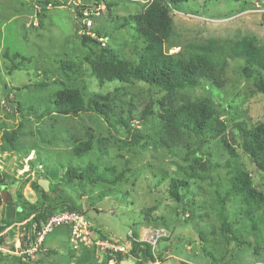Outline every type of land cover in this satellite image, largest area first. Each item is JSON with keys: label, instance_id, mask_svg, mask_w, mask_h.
Segmentation results:
<instances>
[{"label": "rangeland", "instance_id": "rangeland-1", "mask_svg": "<svg viewBox=\"0 0 264 264\" xmlns=\"http://www.w3.org/2000/svg\"><path fill=\"white\" fill-rule=\"evenodd\" d=\"M38 1H48L47 8L43 11L38 8ZM149 1L0 0V173L16 178L19 184L13 193L19 191L31 204L39 199L31 184L40 176L53 173L55 179L45 180L48 191L58 183L65 189L61 196L81 215L84 213L92 226L90 238L94 242L107 241L98 239L95 229L107 232L116 244L126 237L139 242L142 232L150 230L160 234L152 245L157 258L153 264H230L226 258L222 259L229 246L215 200V192L223 197L229 190L225 180L229 157L221 144L207 138L202 151L210 150L214 159L205 163L218 167L208 177L199 170L201 178L189 181L191 193L192 188L199 187L197 195L190 193L176 204L167 194L168 185L171 179L186 180L182 168L189 166L190 159L183 152L170 154L152 143L158 139L155 133L160 123L158 104L165 94L140 82L100 85L92 75L89 62L101 48L135 59L134 50L142 48L135 31L133 27L119 29L118 24L121 18L140 13ZM171 15L174 35L165 45L169 54L188 43H203L209 38L237 41L252 37L259 46H264L261 0L189 1L176 6ZM83 37L95 39L101 46ZM13 54L20 57L13 59ZM64 63L73 68L62 67ZM14 65L18 69H12ZM243 67L242 61H229L221 89L200 81L183 93L189 98L207 97L212 102L218 118L227 127L226 140L235 148L251 187L264 195V172L242 152L241 140L234 131L239 122L248 127L264 124V96L253 88L256 76L244 78ZM258 76L264 80V72ZM63 87L81 90L86 101L93 95L106 96L104 105L111 111L109 122L91 111L76 117L51 113L52 96ZM16 103L20 104L19 112ZM148 105L153 116L142 121V112ZM30 107L34 110L31 116ZM44 110L50 113L45 116ZM119 118L126 122L130 137L136 132L141 137L140 145H147L130 152L126 130L115 123ZM2 129L18 131L13 149H7L2 141ZM75 142L90 146L82 158L72 155ZM88 164L96 167V173L114 168L116 174H123V180L107 186L91 183L86 177L82 181L64 178L68 168L82 171ZM103 175L112 178L110 173ZM11 195L6 189L1 191L2 201L11 200ZM228 199V224L238 240H256L264 248V221L259 213H253L250 219L237 210V197ZM196 205L202 209L192 215L190 208ZM16 242L14 250L0 249V264H107L105 246L79 244L72 249L69 234L63 228L49 233L42 254L30 260L19 255ZM202 246L213 254L214 262L202 255ZM232 257L231 264H264V251L255 254L247 246Z\"/></svg>", "mask_w": 264, "mask_h": 264}, {"label": "trees", "instance_id": "trees-1", "mask_svg": "<svg viewBox=\"0 0 264 264\" xmlns=\"http://www.w3.org/2000/svg\"><path fill=\"white\" fill-rule=\"evenodd\" d=\"M189 1L208 2L211 0H151L144 4L140 13L121 18L118 28L123 30L126 27H133L136 38L142 47L140 51L134 50L135 59L129 60L115 54L111 49L101 48L97 57L90 61L89 65L92 75L100 85L105 82H117L125 85L131 82H140L165 94L158 104L160 123L155 131L158 139L157 141L153 140L152 143L170 154L183 152L190 159L189 166L182 168L186 180L171 179L168 185L167 194L176 204H180L191 193L192 185L189 184V181L201 178L199 170H203L202 172L208 177V174L218 167L217 164L206 165L205 162L211 163L214 155L210 150L202 151L204 145L210 140L221 144L222 150L229 157L226 162L225 177L229 190L223 197L215 192V200L217 215L222 221L224 236L229 246V250L225 252L222 259L226 258L231 264L234 253L244 246L252 248L255 254L264 251V248L258 245L256 240L252 242L238 240L228 224L226 202L229 200L228 198L237 197L239 213H244L250 219H252L253 213H259L261 220L264 221V195L251 187L249 175L243 170L235 148L226 140L227 127L218 118L212 102L207 97L189 98L183 92L194 88L200 81H204L216 89H221L224 85V74L228 62L239 60L244 63V67L241 69L244 78L252 79L256 76L252 82L253 88L264 96V80L258 76L259 72H264V46H259L252 37H243L237 41L209 38L203 43H188L178 52L169 54L165 45L174 35L171 12L179 4ZM231 1L239 3L245 0ZM261 2L264 5V0ZM48 3V1H38L37 6L43 11L47 8ZM53 5L57 4L53 2ZM77 14L81 16L80 13L77 12ZM95 34L97 38H100L99 32L95 31ZM83 40L101 46L95 39L83 37ZM19 57L18 54L12 55L13 59ZM21 60L24 61V58ZM62 67L73 68L72 65L65 63ZM12 69L16 70L18 67L14 65ZM106 101V96L99 95H93L86 101L81 90L63 87L52 96L51 113L76 117L82 112L91 111L109 122L111 111L108 106L104 105ZM16 111H20L19 103H16ZM33 112V108L30 107L28 115H33ZM49 113L48 110L43 111L45 116ZM142 113L144 115L142 121L146 117L153 116L150 105L146 106ZM115 123L123 127L129 136L130 131L122 118H119ZM2 130V141L7 149H13L18 131ZM234 131L241 140L239 146L242 152L248 156L259 171L264 172V124L248 127L239 122L235 124ZM129 138L126 145L130 152H134L133 150L137 147L143 148L147 145H140L141 137L136 132L131 133ZM207 138L210 139L207 141ZM89 147L87 144L75 142L72 147V155L77 159L82 158L90 150ZM202 158L204 162H202ZM104 173H110L112 178L105 177ZM85 177L91 183H104L107 186L117 185L123 180V174H116L114 168H105L102 172L96 173V167L91 164H88L82 171L68 168L64 174V178L67 180L82 181ZM50 179H55V175L51 172L48 175L40 176L38 180ZM38 180L31 184V189L39 194V199L38 202L31 204L24 200L19 191L12 193L14 187L19 184L18 180L6 173H0V248L14 250L17 240H19L20 247L28 244L32 222L38 229L39 222L44 223L60 212L70 211L80 214L78 209L70 205L66 197L61 196L65 189L59 183L52 185L49 191L45 192L39 187ZM5 189L12 194L9 201H2L1 191ZM192 190L191 194L196 196L199 187L192 188ZM200 209L202 207L199 205L191 206V214L193 215L195 210ZM198 217L202 218L201 215ZM159 222L164 223L163 220ZM62 228L65 233L68 232L66 227ZM94 232L98 239L114 243L107 232L96 229ZM199 236L202 240L201 232ZM43 244L37 254H42ZM119 244L124 246L125 255H114L108 252L105 259L107 264L110 260H115L116 264H120L124 260H130L134 264L157 262V258L152 252V246L149 244L134 242L129 237ZM202 255L214 262L213 254L203 246Z\"/></svg>", "mask_w": 264, "mask_h": 264}, {"label": "built area", "instance_id": "built-area-1", "mask_svg": "<svg viewBox=\"0 0 264 264\" xmlns=\"http://www.w3.org/2000/svg\"><path fill=\"white\" fill-rule=\"evenodd\" d=\"M128 1V0H127ZM142 1V0H134ZM87 25H91V22H87ZM28 169L25 166V170ZM38 170H42V166H38ZM24 172L21 171L20 174ZM33 220V219H31ZM30 231V240L28 244H24L23 247H20L19 240H17V249H20L19 255L22 256L23 260H30L35 257L38 251L41 249V246L46 238V236L51 233L56 228L66 227L69 232V244L72 249H77L79 244L84 246H89L91 244L105 246L108 252L113 253L114 255L120 254L125 255L126 250L124 246L111 242H94L91 238L92 226L86 220V218L75 212L63 211L52 217H50L46 222H39V228L35 223L32 222ZM159 232L153 233L150 230H144L142 232L141 240L138 243H146L153 245L159 237ZM131 239V238H130ZM15 245V244H14ZM4 249V248H0ZM108 264H116L115 260H110Z\"/></svg>", "mask_w": 264, "mask_h": 264}, {"label": "water", "instance_id": "water-1", "mask_svg": "<svg viewBox=\"0 0 264 264\" xmlns=\"http://www.w3.org/2000/svg\"><path fill=\"white\" fill-rule=\"evenodd\" d=\"M38 185L39 187H41L42 189H44L45 192L48 191L47 189V181L45 180H38ZM14 192V190L12 191V193ZM120 264H134V262L130 261V260H124L121 261Z\"/></svg>", "mask_w": 264, "mask_h": 264}]
</instances>
